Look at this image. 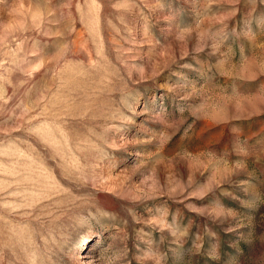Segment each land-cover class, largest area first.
Here are the masks:
<instances>
[{"label":"rangeland","instance_id":"374dc122","mask_svg":"<svg viewBox=\"0 0 264 264\" xmlns=\"http://www.w3.org/2000/svg\"><path fill=\"white\" fill-rule=\"evenodd\" d=\"M0 264H264V0H0Z\"/></svg>","mask_w":264,"mask_h":264},{"label":"bare ground","instance_id":"6f19581e","mask_svg":"<svg viewBox=\"0 0 264 264\" xmlns=\"http://www.w3.org/2000/svg\"><path fill=\"white\" fill-rule=\"evenodd\" d=\"M82 239L84 240L85 238L83 237Z\"/></svg>","mask_w":264,"mask_h":264}]
</instances>
